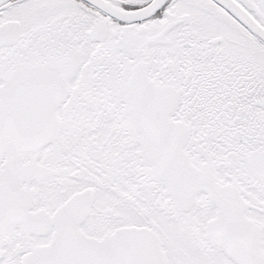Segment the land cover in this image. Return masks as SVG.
<instances>
[{"label":"snow or ice","instance_id":"6c2138e0","mask_svg":"<svg viewBox=\"0 0 264 264\" xmlns=\"http://www.w3.org/2000/svg\"><path fill=\"white\" fill-rule=\"evenodd\" d=\"M0 264H264V0H0Z\"/></svg>","mask_w":264,"mask_h":264}]
</instances>
